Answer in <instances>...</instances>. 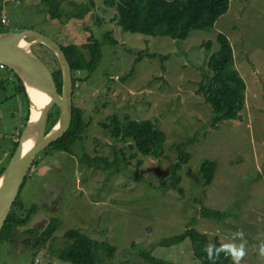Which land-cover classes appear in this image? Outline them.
<instances>
[{"label":"rangeland","instance_id":"374dc122","mask_svg":"<svg viewBox=\"0 0 264 264\" xmlns=\"http://www.w3.org/2000/svg\"><path fill=\"white\" fill-rule=\"evenodd\" d=\"M59 1L61 18L52 15L44 0H3L0 22L6 16L8 25L1 22L0 33L33 30L61 46L81 47L91 36L99 41L102 58L96 69L73 74L80 81L73 105L91 126L71 153L47 149L38 155L19 194L25 210L37 206V212L20 229L16 245L21 250L0 241V264H70L59 259V252L72 229L116 247L112 259L102 255L103 264H150L142 253L173 264H201L189 240L160 245L188 228L219 238L236 264H264V0H231L213 28L194 31L184 41L125 32L108 0ZM110 32L115 44L106 41ZM220 33L231 42L247 90L241 118L214 129L212 108L197 90L212 75L208 59L220 49ZM143 51L156 57L138 62ZM33 52L52 72L60 68L48 47L38 44ZM85 54L90 59L87 50ZM17 85L0 68L1 166H7L11 140L19 141L28 113V98L15 94ZM112 115L122 122L126 117L154 122L166 137L163 156H134L131 140L115 139L102 127ZM180 144L191 156L180 171L183 194L160 188L178 162L175 146ZM206 161L217 163L208 187L200 175ZM206 209L226 217L208 218ZM25 210L19 211L25 215ZM52 219L59 225L54 240L41 251L33 237L25 242L24 231H43ZM241 246L244 255L234 258L232 249Z\"/></svg>","mask_w":264,"mask_h":264},{"label":"trees","instance_id":"16d2710c","mask_svg":"<svg viewBox=\"0 0 264 264\" xmlns=\"http://www.w3.org/2000/svg\"><path fill=\"white\" fill-rule=\"evenodd\" d=\"M49 7L52 15L61 18V2L59 0H44ZM93 3L91 2L90 5ZM231 0H108L109 7H116L118 10V25L125 31L133 34H141L147 36L169 37L174 40L184 41L189 38L194 31H202L213 28L217 21L225 15L230 9ZM88 7V6H87ZM3 0H0V16L3 12ZM83 19V16L80 17ZM1 25V22H0ZM106 41L115 44L112 32L106 35ZM220 49L217 53L211 55L208 59V68L212 75L205 76V79L199 83L197 93L204 97L205 102L212 108L213 117L215 115L212 126L218 128V124L225 120H239L241 113L245 108V93L247 85L239 71L235 68V57L231 42L222 33L218 35ZM72 69V74L82 72L92 73L102 58V47L99 41L93 36L89 37V42L81 47L70 44L61 46ZM210 47V44H207ZM85 50L90 54V59L86 58ZM144 57H156L147 51L138 54L137 61H141ZM166 57H162L165 60ZM12 74L18 85L15 87V94H22L27 97L25 87L21 79L8 68H4ZM57 84L59 93L62 92V72L57 69L52 72ZM79 80L74 79L75 85H79ZM28 98V97H27ZM27 115L24 118V124L29 120L30 107L29 99L27 100ZM59 109L50 115L48 130H50L59 117ZM83 111L74 107L73 119L69 130L57 142L53 143L48 150H56L71 153L73 147L78 141H81L83 134L91 126V122H87L83 118ZM108 123H102V127L107 131L111 130V135L115 139L123 141L131 140L130 148L133 149L134 156L142 154L154 158L163 156V145L165 142V134L151 120L135 121L128 117L124 122L120 121L116 115L107 118ZM19 131L18 138L25 128ZM14 136V135H13ZM19 141L11 140V149L7 154V166L13 154L18 147ZM178 151V162L172 167V174L162 183L161 189L175 188L183 194L181 187L182 178L180 171L183 166L190 160L191 156L184 151L183 145H176ZM47 150V151H48ZM99 148L97 149V151ZM98 153V152H97ZM125 152H123V155ZM103 158L89 157L91 161H101ZM111 164V163H110ZM36 162L34 164L35 168ZM1 166V165H0ZM7 166L0 167V175L3 174ZM217 163L206 161L202 164L200 175L203 177L205 187L210 186L216 175ZM20 198V197H19ZM15 202L8 219L4 225L0 235L1 240L13 239L16 237L17 231L27 224L37 212V206H33L28 210L21 203V199ZM19 210H25L26 214H21ZM205 216L208 218L224 219L226 214L223 212L204 210ZM58 221L52 219L45 230L30 229L26 234L33 237L35 247L40 250L47 245V242L55 239L56 232L59 230ZM68 240L66 247L59 252V259L70 264H103L102 255L108 259H112L117 249L108 242H100L91 239L79 230H70L65 233ZM189 240L192 252L197 261L201 264H236L232 259V255L228 252L224 244L215 237L214 240L206 233H202L196 228H188L185 232L163 240L160 245L171 247L180 245ZM213 248V255L210 258L207 253L208 246ZM142 257L150 264H173L164 259L157 258L142 253Z\"/></svg>","mask_w":264,"mask_h":264},{"label":"water","instance_id":"95a60500","mask_svg":"<svg viewBox=\"0 0 264 264\" xmlns=\"http://www.w3.org/2000/svg\"><path fill=\"white\" fill-rule=\"evenodd\" d=\"M33 38L29 42L28 39ZM48 47L56 56L62 72V92L59 93L52 71L33 52L35 45ZM0 65L13 71L22 81L29 99V120L20 136L18 147L8 166L0 175V235L8 216L40 153L60 140L69 130L74 112V79L70 63L61 47L51 38L37 31L0 33ZM34 93L45 95L49 102L42 109L33 106ZM58 108L60 113L54 126L48 130L50 115ZM40 116L31 120L32 110ZM31 146L25 151V144Z\"/></svg>","mask_w":264,"mask_h":264},{"label":"bare ground","instance_id":"6f19581e","mask_svg":"<svg viewBox=\"0 0 264 264\" xmlns=\"http://www.w3.org/2000/svg\"><path fill=\"white\" fill-rule=\"evenodd\" d=\"M31 102L33 104L34 107L40 109V108H44L45 105H47V103L49 102V99L45 96V95H42V94H37V93H34L33 96L31 97ZM40 116V111L39 110H32V114H31V120H36L38 119ZM31 146V142H28L25 144L24 148H25V151L28 150Z\"/></svg>","mask_w":264,"mask_h":264},{"label":"flooded vegetation","instance_id":"af4514ba","mask_svg":"<svg viewBox=\"0 0 264 264\" xmlns=\"http://www.w3.org/2000/svg\"><path fill=\"white\" fill-rule=\"evenodd\" d=\"M93 3V2H92ZM21 228H23V227H21ZM21 228H19V230L17 231V234H16V237L14 236V238L13 239H11V238H9V239H7V240H1V242L2 243H8V244H10L12 247H15L16 249H22L23 247H21V246H17L16 244H17V239H18V235H19V233H20V229ZM30 230V229H29ZM28 231V230H27ZM27 231H24V237L23 238H25L24 240H25V242L26 243H28L29 242V240H31V238L32 237H30V236H28L27 234H26V232ZM44 248V247H43ZM43 248H41L39 251H41ZM36 250H38L37 248H35ZM39 263L38 264H40V261L39 260H37Z\"/></svg>","mask_w":264,"mask_h":264},{"label":"clouds","instance_id":"9594fccd","mask_svg":"<svg viewBox=\"0 0 264 264\" xmlns=\"http://www.w3.org/2000/svg\"><path fill=\"white\" fill-rule=\"evenodd\" d=\"M0 68H1V65H0ZM5 67H3L4 69ZM77 85V84H76ZM75 85V87L77 88V86ZM79 87V85H78ZM207 250V253L209 255V257L211 258L212 255H213V248L211 245L208 246V248L206 249ZM260 251H261V254H264V245H261V248H260ZM232 252H233V255H234V258H239V257H242L244 255V249H243V246H241L239 249H235L233 248L232 249Z\"/></svg>","mask_w":264,"mask_h":264},{"label":"built area","instance_id":"2783aa9c","mask_svg":"<svg viewBox=\"0 0 264 264\" xmlns=\"http://www.w3.org/2000/svg\"><path fill=\"white\" fill-rule=\"evenodd\" d=\"M1 22H2V24L5 25V26L8 25V20H7L6 16L2 18V21H1ZM1 68H3V66H1ZM76 86L78 87V84H77Z\"/></svg>","mask_w":264,"mask_h":264},{"label":"crops","instance_id":"0c3cea01","mask_svg":"<svg viewBox=\"0 0 264 264\" xmlns=\"http://www.w3.org/2000/svg\"><path fill=\"white\" fill-rule=\"evenodd\" d=\"M17 132H18V130H17V128H16V129H15V132H14V134H12V136H13V135H16Z\"/></svg>","mask_w":264,"mask_h":264}]
</instances>
